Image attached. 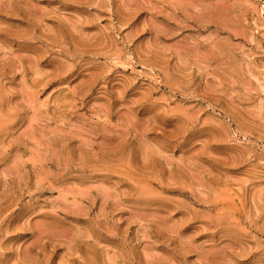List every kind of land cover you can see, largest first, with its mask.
Listing matches in <instances>:
<instances>
[{"label": "rangeland", "instance_id": "rangeland-1", "mask_svg": "<svg viewBox=\"0 0 264 264\" xmlns=\"http://www.w3.org/2000/svg\"><path fill=\"white\" fill-rule=\"evenodd\" d=\"M0 264H264V0H0Z\"/></svg>", "mask_w": 264, "mask_h": 264}]
</instances>
